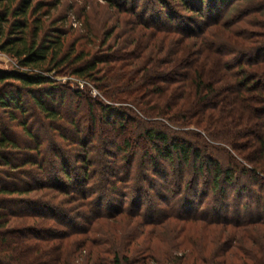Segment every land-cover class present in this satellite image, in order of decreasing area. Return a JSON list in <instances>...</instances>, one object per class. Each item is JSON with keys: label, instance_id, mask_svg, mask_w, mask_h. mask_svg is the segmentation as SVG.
I'll return each mask as SVG.
<instances>
[{"label": "trees", "instance_id": "16d2710c", "mask_svg": "<svg viewBox=\"0 0 264 264\" xmlns=\"http://www.w3.org/2000/svg\"><path fill=\"white\" fill-rule=\"evenodd\" d=\"M105 1L127 18L112 55L90 56L65 48L59 29L38 40L32 0H0V52L16 61L0 70V264H59L87 235H126L92 237L110 264H264V0ZM53 73L108 102L86 98V129L54 108L66 93ZM94 103L107 131H94ZM19 118L33 146L5 132ZM132 138L153 154L128 153ZM171 221L207 235L175 225L167 256L141 247L132 261L134 235Z\"/></svg>", "mask_w": 264, "mask_h": 264}, {"label": "rangeland", "instance_id": "374dc122", "mask_svg": "<svg viewBox=\"0 0 264 264\" xmlns=\"http://www.w3.org/2000/svg\"><path fill=\"white\" fill-rule=\"evenodd\" d=\"M118 3L121 4V1L119 0ZM171 5L173 6V4ZM27 18L29 20L30 27L33 26V21H39L41 33L38 36V40H41L45 34L55 31V29H59L64 32L65 35V48H70L74 45L75 53L83 50L85 52H89L90 56H92L98 51H100L98 55H112L116 48L112 52L108 51L107 48L113 45L114 37L122 32L123 26L121 21L127 17L123 14H116V11L110 8L109 3L105 0H32ZM116 18H120L121 20L119 26L114 30L113 27L116 25ZM177 23L179 24L181 21ZM111 30H114L113 35L107 39L106 45L99 50V45L106 40V36ZM15 65L16 61L14 59L0 52V70H11L16 67ZM51 77L54 81H56V83L64 87L62 88V91H65L66 93L63 105L59 107L60 101L59 98H56L54 108L67 117L75 116L77 119L81 118L82 121L85 122V129L87 126H89V124L87 125V123H89V115L86 98L89 97L99 103L108 104L104 96L98 93L97 90H95L89 83L79 81L74 77L64 74L57 76L55 73H53L51 74ZM78 91L84 93L83 98H77L73 95ZM22 100L28 103L30 98L26 95H23ZM47 104L50 105L49 103ZM96 104L94 103L95 106L93 108L92 116H94L96 120L94 131L95 133H98L102 130H106V126L102 123L103 121L101 119V112L98 108V105L96 106ZM77 106L79 110L76 109ZM0 113H2V111H0ZM7 116V114H4L3 118L7 120ZM21 119L22 118H19V120L16 122H8V128L5 132L10 138L17 140L21 144L33 146L35 142L32 138L28 139V137L24 135L23 130L19 125ZM32 123L33 121L30 120L28 125H31ZM130 129L131 128H129V130ZM37 130L38 127H35L34 131ZM45 134H47L46 131L40 132V136L42 137H44ZM192 141H195V139L193 138ZM58 143L60 145H64L60 140H58ZM131 144L132 146L131 149L128 150V153H135L137 157H141L145 150L148 155L153 154L150 149L151 145L147 144L143 140L132 138ZM175 225H179L178 230L180 227L185 229L181 235L182 237L185 235L186 237H190V235H196L201 238L203 235H207V233L201 229L202 226H205L204 224H200L198 222L181 224L171 221L162 226L145 228L143 235H134L133 243L131 246H129L132 249V255L136 249L141 247H144L145 249V247H147L149 250H151L149 254L155 260L167 256L175 243V241L172 239L173 235L169 233V231L174 229ZM125 226L126 222L121 223L119 220H117V225L116 223H113L109 224L108 227L112 230H115L116 232H119L122 231L120 228L123 229ZM131 226L133 225L130 224L129 229ZM212 228L215 229L214 227H210V232L211 230L214 232ZM139 232L140 230L137 231L136 234ZM125 236L126 235H87L85 237L74 236L72 237V241L69 243L68 247L61 254L59 264H107L109 261H111V257L106 251L107 246H100L97 243H92V245H90V241L93 239L92 237H103L108 239L116 238V240H121V242H123L122 238H125ZM96 240L97 239L93 241ZM186 245L189 244L187 243ZM90 250L93 251L91 256L88 254ZM95 250L98 252L97 257H100L101 259L99 261H97V257H95ZM128 255H130V257L132 256L130 253ZM137 259L140 260V257H136L135 255L131 257L132 261ZM46 261L47 264H57L53 258H46ZM142 261L143 260H140V262L137 264H142ZM150 263L154 262L148 261L146 264Z\"/></svg>", "mask_w": 264, "mask_h": 264}]
</instances>
